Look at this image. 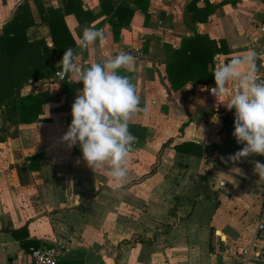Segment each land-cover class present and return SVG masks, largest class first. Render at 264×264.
<instances>
[{"label":"crops","instance_id":"0c3cea01","mask_svg":"<svg viewBox=\"0 0 264 264\" xmlns=\"http://www.w3.org/2000/svg\"><path fill=\"white\" fill-rule=\"evenodd\" d=\"M23 4L28 41L52 47L57 10L77 62L132 53L125 74L147 111L130 120L137 146L115 181L107 166L88 167L79 144L61 142L83 87L55 75L65 52L22 87L44 93L43 103L35 121L0 132V264L28 263L31 248L54 249L57 264H243L240 248L263 244L254 238L264 178L252 161L264 156L221 159L243 147L232 136L234 109H217L201 88L215 86L216 65L264 50V0H0V35ZM89 26L103 29L105 44L82 50L76 41Z\"/></svg>","mask_w":264,"mask_h":264},{"label":"clouds","instance_id":"9594fccd","mask_svg":"<svg viewBox=\"0 0 264 264\" xmlns=\"http://www.w3.org/2000/svg\"><path fill=\"white\" fill-rule=\"evenodd\" d=\"M103 29L85 27L82 36L76 41L77 47L87 50L99 42L105 44ZM102 61L77 62L71 48L66 49L57 63L56 73L61 80L69 83H83L82 89L72 104V121L61 137V142L69 148L79 144L83 160L94 173L108 167L111 180L123 181L127 174V162L133 152L136 137L131 133L129 123L134 114L147 111L141 108V97L131 72L135 56L129 52L115 55L105 51ZM264 50L249 51L235 55L212 70L215 86H203L202 91H210L215 98V107L234 109V131L232 136L243 145L230 154L225 163L234 165L252 156H264ZM123 70V72L121 71ZM138 70V69H137ZM213 123H219L218 114L212 116ZM254 173L264 178V163L253 160ZM232 172L240 174L242 169L233 167Z\"/></svg>","mask_w":264,"mask_h":264},{"label":"trees","instance_id":"16d2710c","mask_svg":"<svg viewBox=\"0 0 264 264\" xmlns=\"http://www.w3.org/2000/svg\"><path fill=\"white\" fill-rule=\"evenodd\" d=\"M26 7L25 4L20 6L19 11L11 22L4 26V31L0 35V109L2 118L0 132L2 133L7 130L6 123L16 125L35 121L38 118L43 103L41 94L44 93L22 94L21 89L30 80L38 81L48 76L53 70L54 58L60 56L72 45L70 36L68 33L64 34L63 27L56 28L59 24L60 14L57 10L52 12L54 14L49 19L52 47L47 46L45 40L28 41L24 29L32 23V20L26 16ZM51 21H55V23ZM196 69L195 71H197ZM227 123L229 125L228 121ZM3 139L4 136L0 134V141Z\"/></svg>","mask_w":264,"mask_h":264},{"label":"built area","instance_id":"2783aa9c","mask_svg":"<svg viewBox=\"0 0 264 264\" xmlns=\"http://www.w3.org/2000/svg\"><path fill=\"white\" fill-rule=\"evenodd\" d=\"M258 28L264 35V13L262 15L261 22L258 25ZM57 72L58 71L55 72V75ZM57 77L60 78L59 76ZM29 83H34V81L30 80ZM136 146L137 139L136 143L133 146V152L135 151ZM255 231L256 237L254 238V240H261L263 244H260L255 248L252 247V245L240 248L239 253L243 258V264H264V206L262 207L260 217L256 222ZM56 261V251L54 249L31 248L30 260L26 264H57Z\"/></svg>","mask_w":264,"mask_h":264}]
</instances>
